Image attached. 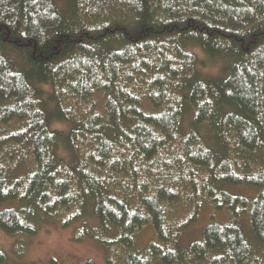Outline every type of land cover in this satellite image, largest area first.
Segmentation results:
<instances>
[{"label": "trees", "instance_id": "obj_1", "mask_svg": "<svg viewBox=\"0 0 264 264\" xmlns=\"http://www.w3.org/2000/svg\"><path fill=\"white\" fill-rule=\"evenodd\" d=\"M7 203L6 234L60 219L107 264H264V0H0Z\"/></svg>", "mask_w": 264, "mask_h": 264}, {"label": "rangeland", "instance_id": "obj_2", "mask_svg": "<svg viewBox=\"0 0 264 264\" xmlns=\"http://www.w3.org/2000/svg\"><path fill=\"white\" fill-rule=\"evenodd\" d=\"M199 57L201 61L199 71L203 75L210 77L222 75L224 66L221 60H213L204 54H199ZM232 190L243 195L256 194L254 190L244 187ZM10 205L0 204V210ZM217 217L222 218L220 215ZM208 220L209 214L203 213L199 221L186 233V241L200 239ZM245 229L247 230V225ZM78 235V227L65 228L60 219H46L40 221L38 232L34 236L8 235L0 229V250L8 254V264H52V260L56 264H86L88 261L93 264H107V258L111 255L110 250H105L90 239L78 241ZM154 239L153 230L148 228L138 239L135 249L141 250L148 241Z\"/></svg>", "mask_w": 264, "mask_h": 264}, {"label": "bare ground", "instance_id": "obj_3", "mask_svg": "<svg viewBox=\"0 0 264 264\" xmlns=\"http://www.w3.org/2000/svg\"><path fill=\"white\" fill-rule=\"evenodd\" d=\"M178 68V67H177ZM204 84V83H203ZM205 149V148H204Z\"/></svg>", "mask_w": 264, "mask_h": 264}]
</instances>
